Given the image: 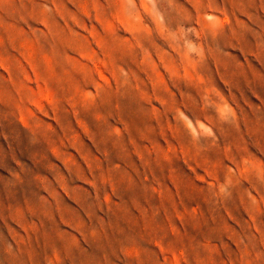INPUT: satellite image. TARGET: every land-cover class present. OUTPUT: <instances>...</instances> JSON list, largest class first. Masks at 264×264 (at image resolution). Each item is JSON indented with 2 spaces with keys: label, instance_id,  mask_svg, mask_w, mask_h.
<instances>
[{
  "label": "rangeland",
  "instance_id": "1",
  "mask_svg": "<svg viewBox=\"0 0 264 264\" xmlns=\"http://www.w3.org/2000/svg\"><path fill=\"white\" fill-rule=\"evenodd\" d=\"M0 264H264V0H0Z\"/></svg>",
  "mask_w": 264,
  "mask_h": 264
}]
</instances>
